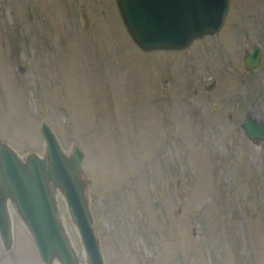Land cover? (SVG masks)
I'll return each instance as SVG.
<instances>
[{"label":"rangeland","instance_id":"rangeland-1","mask_svg":"<svg viewBox=\"0 0 264 264\" xmlns=\"http://www.w3.org/2000/svg\"><path fill=\"white\" fill-rule=\"evenodd\" d=\"M254 43L262 65L244 71ZM248 108L264 119V0H230L215 33L153 50L116 0H0V138L40 152L46 119L81 144L106 264H264V141L237 126ZM13 229L0 264H43L15 215Z\"/></svg>","mask_w":264,"mask_h":264},{"label":"water","instance_id":"water-1","mask_svg":"<svg viewBox=\"0 0 264 264\" xmlns=\"http://www.w3.org/2000/svg\"><path fill=\"white\" fill-rule=\"evenodd\" d=\"M131 38L143 50L182 49L194 39L218 31L230 0H116ZM246 33V29L244 30ZM259 44L242 53L244 71L261 67ZM212 82L207 83L211 86ZM239 131L254 145L264 141V119L247 109ZM41 151L19 152L0 138V241L14 245L13 215L30 233L43 264H106L91 209V179L84 150L72 140L65 148L52 125L40 120ZM58 195L78 234L76 247L58 204Z\"/></svg>","mask_w":264,"mask_h":264}]
</instances>
